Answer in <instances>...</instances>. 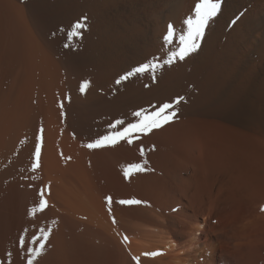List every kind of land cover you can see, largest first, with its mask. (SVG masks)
<instances>
[{
	"label": "bare ground",
	"instance_id": "bare-ground-1",
	"mask_svg": "<svg viewBox=\"0 0 264 264\" xmlns=\"http://www.w3.org/2000/svg\"><path fill=\"white\" fill-rule=\"evenodd\" d=\"M200 2L0 0V187L44 196L28 228L0 232V264H28L41 228L51 232L32 264H264V0H213L195 50L168 63ZM142 64L154 71L121 79ZM164 104L174 117L135 133L137 145L87 147ZM121 148L190 169L183 205L200 214L182 224L116 195ZM242 201L258 204L220 217Z\"/></svg>",
	"mask_w": 264,
	"mask_h": 264
},
{
	"label": "rangeland",
	"instance_id": "rangeland-1",
	"mask_svg": "<svg viewBox=\"0 0 264 264\" xmlns=\"http://www.w3.org/2000/svg\"><path fill=\"white\" fill-rule=\"evenodd\" d=\"M131 144L137 145L136 142H132ZM117 153V159H119V161L123 165L122 170L118 177L117 174H110L113 176L109 178V182H111L113 186V192L116 195H120L125 198L127 197L128 199H130L131 197V200L145 199L148 202H151V204L158 205L165 212L180 217L182 224L184 223L182 222L184 217V219H186L189 216L200 214L203 206L199 204V202L198 205L196 203L197 201H195L192 205V208H187L185 205H183V189L180 188L184 186L183 178L187 177L191 173V171H189L190 169H188L186 166L171 158H169L172 160L170 162L168 161V157L166 156H162V158L160 159L162 162L159 160V158H157L156 160H151L153 161L152 163L149 161H145L143 158L140 159V155L137 152H131L122 149L119 150V152L117 151ZM144 161L147 163H145ZM133 163L142 165L143 170L137 171L135 169H132L129 171V174L125 176V171L127 170L126 166ZM155 164H157L155 166L156 169L153 166ZM151 167L153 168L151 169ZM14 185L15 187L13 186V184L11 185L13 186L12 188H10L11 186L9 185L8 189L6 188L7 191L5 190V187H0V232L5 230L14 231L13 227H16L15 231H18L19 229L24 230L26 227L28 228L30 218L33 219V216L38 213L39 201L37 198L41 199L42 197L41 200H43L44 198L42 189L37 185L35 188L32 186H30V188L29 186L23 187V185L21 186L20 182L15 183ZM21 187L23 188L20 189ZM27 190H29V192ZM157 194L159 196H157ZM257 204L258 202L256 201H242L239 203L237 202L235 204H232L233 206H228V208L224 207L219 209V215L221 214L220 217L222 218L228 215H247L251 212V209L253 210L257 207ZM30 224L31 223H29V225ZM57 226L65 227L66 223L61 220L57 224ZM9 227L11 229H9Z\"/></svg>",
	"mask_w": 264,
	"mask_h": 264
},
{
	"label": "snow or ice",
	"instance_id": "snow-or-ice-1",
	"mask_svg": "<svg viewBox=\"0 0 264 264\" xmlns=\"http://www.w3.org/2000/svg\"><path fill=\"white\" fill-rule=\"evenodd\" d=\"M218 10V4L214 3L213 0H201L200 4L196 6V20L193 22L192 19L187 21L189 25V33L187 38L184 36L180 37L182 47L179 49L178 52H174L171 54V57L168 63L171 62L172 59L178 57L179 59H183L190 51L195 50L196 44L195 40L197 37L202 35L203 28L207 24L208 20L216 14ZM86 19V18H85ZM85 24L78 22L76 25L73 26V31L69 33V36L79 35V31L82 27H85ZM169 37L173 35V31L171 27L169 28ZM191 40L192 43L189 45L187 41ZM145 71H154V66L150 64H142L131 71L127 72L125 76L121 77V79H127L128 77L137 74V73H144ZM120 81H117L119 83ZM88 81H84L81 85V91L83 92L84 89L88 86ZM172 105L164 104L162 105L159 110L152 112L151 114L145 113L143 111L136 112L133 115L137 117L135 122H129L122 128H118L117 126L124 125L125 122L123 120H117L114 124L110 125V128L113 131H110L103 136L99 137L92 143L87 145L88 148H99L102 146L110 145L114 146L121 140H127L129 144L133 142V135L135 133H147L150 132L152 129L161 128L164 124L170 122V117H174V113H169L168 109H170ZM136 138H139L138 136ZM36 156L40 155V147L37 145ZM141 155H143V150H141ZM125 176L129 174V171L135 169L137 171L143 170V166L140 164H129L126 166ZM111 200V198H108ZM42 203L43 200H42ZM120 204L131 205V204H139L142 203L141 201H131V200H121L119 201ZM51 232V229L48 230L46 233L43 228L40 229V232L37 236L32 238V243L36 244L39 241L37 247L32 248L29 247L28 252L30 253L28 264H32V259L34 256H38L42 253L45 243L48 239V234ZM24 240L23 237L21 238V244L23 245Z\"/></svg>",
	"mask_w": 264,
	"mask_h": 264
}]
</instances>
